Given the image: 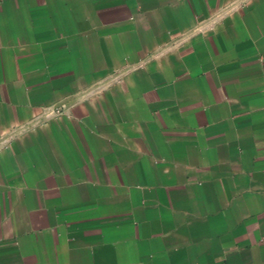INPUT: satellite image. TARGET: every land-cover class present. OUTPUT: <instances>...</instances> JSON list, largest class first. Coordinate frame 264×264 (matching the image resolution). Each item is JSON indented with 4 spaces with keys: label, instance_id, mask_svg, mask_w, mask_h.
Segmentation results:
<instances>
[{
    "label": "crops",
    "instance_id": "0c3cea01",
    "mask_svg": "<svg viewBox=\"0 0 264 264\" xmlns=\"http://www.w3.org/2000/svg\"><path fill=\"white\" fill-rule=\"evenodd\" d=\"M0 264H264V0H0Z\"/></svg>",
    "mask_w": 264,
    "mask_h": 264
}]
</instances>
